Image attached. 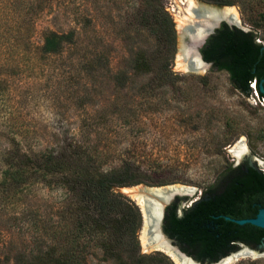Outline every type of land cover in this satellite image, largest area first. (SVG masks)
I'll use <instances>...</instances> for the list:
<instances>
[{
	"label": "rangeland",
	"instance_id": "rangeland-1",
	"mask_svg": "<svg viewBox=\"0 0 264 264\" xmlns=\"http://www.w3.org/2000/svg\"><path fill=\"white\" fill-rule=\"evenodd\" d=\"M194 1L196 9L208 7L205 5L223 10L234 8L236 27L246 31L254 25L262 27L260 42L264 46V0H239L233 6ZM139 3L140 0L39 2L36 15L27 19V25L30 19L35 23L33 36L17 46V50L26 51L25 56L32 60L34 68L0 70V80L6 84L5 95L0 98V153L13 138L26 141L25 149H38L51 146L67 131L75 135L83 131L85 140L103 151H133L147 162L146 166L167 169L179 182L121 187L117 192L140 210L141 253L160 254L176 264L163 249L148 253L143 250L145 213L136 195L129 192L143 186H186L198 190L193 197L196 202L203 189L214 183L229 165H249L264 171V100L256 91L247 96L236 90L226 72L177 68L178 25L183 28L200 22L189 16L184 24L180 23L189 9L187 0H164L177 30L172 71L179 77L175 83L152 90L143 86L145 76L138 75L133 83L124 86L116 75L127 69L137 48L154 43L148 33L140 34L134 27ZM47 30L76 32L77 45L67 47L62 55L44 57L40 52ZM99 57L104 58L105 66H100L99 71H85L87 63ZM18 58L15 57L16 61ZM19 197L15 203L0 200V227H9L0 253L13 259L10 264H17L20 255H30L44 238L42 228L58 221L56 214L63 202L60 190L39 186ZM176 202L180 212L181 201ZM243 248L261 254L242 256L230 264H264V242ZM240 250L241 246L237 252ZM86 264L113 262L93 249Z\"/></svg>",
	"mask_w": 264,
	"mask_h": 264
},
{
	"label": "trees",
	"instance_id": "trees-1",
	"mask_svg": "<svg viewBox=\"0 0 264 264\" xmlns=\"http://www.w3.org/2000/svg\"><path fill=\"white\" fill-rule=\"evenodd\" d=\"M41 0H0V70L34 68L20 41L31 39L36 7ZM219 6H233L239 0H204ZM30 16V17H28ZM134 27L154 41L136 50L127 69L116 75L122 84L145 76L144 87L161 89L175 83L172 71L177 53V30L164 0H140ZM262 27L246 31L223 23L210 36L201 53L213 68L226 72L233 87L244 95L254 91L264 100V46ZM41 54L62 55L77 45L76 32L43 33ZM134 50V49H133ZM15 57H19L16 61ZM104 58L88 62L85 71H99ZM5 82L0 80V98ZM4 135V133H3ZM67 131L51 146L25 149L23 139L13 138L0 153V200L15 203L32 187L60 190L63 202L56 221L45 225L44 238L30 255H20L17 264H86L93 249L100 250L113 264H173L160 255L141 253L138 207L117 192L118 188L140 184L165 186L179 179L163 167H148L133 151H103L84 138ZM38 146V145H35ZM116 161L113 166L110 164ZM202 197L180 215L178 203L166 209L164 231L176 239L183 252L198 261L217 262L238 251L241 244L256 247L264 242V228L236 221L255 219L264 209V171L249 165H229ZM5 224V223H4ZM7 226V225H5ZM9 227H0V245ZM13 259L0 253V264Z\"/></svg>",
	"mask_w": 264,
	"mask_h": 264
},
{
	"label": "water",
	"instance_id": "water-1",
	"mask_svg": "<svg viewBox=\"0 0 264 264\" xmlns=\"http://www.w3.org/2000/svg\"><path fill=\"white\" fill-rule=\"evenodd\" d=\"M211 7L213 9L222 10L219 7H212L209 5H205ZM204 9L202 7L194 10V17L200 20L199 23H194V26L187 25L186 30H179V46H178V63H183L186 66V70L188 71H200L202 69L213 68L212 63H208L204 60L203 55L201 53V48L207 42V40L212 36L217 29L221 27L223 23L228 24L229 26H237L238 23L235 21L233 17L231 18H219L212 19L206 13H204ZM194 21V18H193ZM191 21L190 23H192ZM189 23V24H190ZM193 55L196 56L201 67L197 66V62L193 60ZM180 69V68H178ZM146 191V198L144 199L145 205V243L142 244L143 250L145 252H149L151 250L160 251V247L163 246L161 244V240L165 242V245H168L171 250L179 258L181 264H230L235 259L247 256L250 254L259 255L261 253L255 252L249 248H243L244 244H241L242 250L236 253H231L228 257H222L217 262L205 261L204 263L198 261L194 257L189 256L187 253L183 252L181 246L179 245L176 239L170 238L164 231V215L166 211V206H171L178 199L181 201L180 206V215L184 214V209L186 207L191 206L195 202L193 201V197L198 191L197 189H192L186 186H169L164 188H154V187H142ZM122 190V189H121ZM123 191V190H122ZM202 194V193H200ZM197 202V201H196ZM158 204L160 208V217L158 218L157 231L160 235V240L157 241L155 239V231L153 230V224L155 218L153 216V208ZM238 224H252L257 227L264 228V209L260 212V214L255 219L241 220L236 221ZM231 258V260H229ZM231 261V262H230ZM176 262V261H175ZM176 264H178L176 262Z\"/></svg>",
	"mask_w": 264,
	"mask_h": 264
},
{
	"label": "bare ground",
	"instance_id": "bare-ground-1",
	"mask_svg": "<svg viewBox=\"0 0 264 264\" xmlns=\"http://www.w3.org/2000/svg\"><path fill=\"white\" fill-rule=\"evenodd\" d=\"M187 2L189 3V9H187V12L185 14V18L182 19L180 21L181 24L185 23V19H188L189 16H193L194 17V10L196 9V2L194 0H187ZM204 13H206V15H208L210 18L212 19H219V18H231L232 16L235 15V17H237V13L236 10L234 8L232 9H227V10H218V9H213L211 7H206L204 8ZM234 14V15H233ZM193 17H191V21H193ZM234 18V17H233ZM235 19V18H234ZM236 21V19H235ZM188 25V24H187ZM186 25V26H187ZM186 26H184L182 28V25H178V29L179 30H186ZM195 56V55H193ZM196 57V56H195ZM179 61V60H177ZM195 61L199 64V67H201V64L199 63L198 59L196 58ZM177 68L180 69H186V66L183 63H177ZM140 190H142V192L140 193ZM124 192L128 193V190H123ZM139 191V192H138ZM138 191L132 190L129 192V194H131L132 196L136 195V200L138 201V204L141 206L143 212H145V205H144V199L146 198V191L143 188H138ZM160 208L158 207V204L155 205V207L153 208V216L155 218L154 224H153V230L155 231V239L157 241L160 240V235L157 231V224H158V218L160 217ZM145 230H146V224H145V228L143 231V237H142V243H145ZM161 244L163 246L160 247V249H163L164 251H166L169 255H171L173 257V259L178 263L181 264L179 261V258L177 257V255L174 253L173 250H171V248L168 245H165V242H163L161 240ZM231 260V258L229 259ZM231 262V261H230Z\"/></svg>",
	"mask_w": 264,
	"mask_h": 264
},
{
	"label": "flooded vegetation",
	"instance_id": "flooded-vegetation-1",
	"mask_svg": "<svg viewBox=\"0 0 264 264\" xmlns=\"http://www.w3.org/2000/svg\"><path fill=\"white\" fill-rule=\"evenodd\" d=\"M178 201L180 202V201H182V200H180V199H178ZM176 203H178V202H176ZM173 205V204H172ZM165 213H166V211H165ZM164 217H165V215H164ZM164 222V221H163Z\"/></svg>",
	"mask_w": 264,
	"mask_h": 264
}]
</instances>
